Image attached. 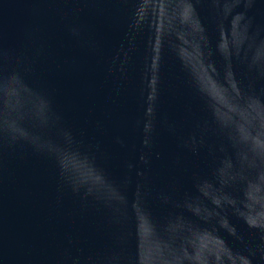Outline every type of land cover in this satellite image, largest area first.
<instances>
[{"label": "water", "instance_id": "95a60500", "mask_svg": "<svg viewBox=\"0 0 264 264\" xmlns=\"http://www.w3.org/2000/svg\"><path fill=\"white\" fill-rule=\"evenodd\" d=\"M0 264H264V0H0Z\"/></svg>", "mask_w": 264, "mask_h": 264}]
</instances>
